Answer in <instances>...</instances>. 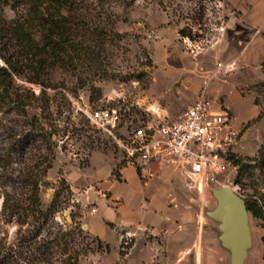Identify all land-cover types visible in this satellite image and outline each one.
Segmentation results:
<instances>
[{"label":"rangeland","instance_id":"1","mask_svg":"<svg viewBox=\"0 0 264 264\" xmlns=\"http://www.w3.org/2000/svg\"><path fill=\"white\" fill-rule=\"evenodd\" d=\"M221 1L115 0L110 10L101 13L102 20L73 21L76 40L93 50L89 59H75L74 73L69 65L53 68L45 95L26 109V116L0 111V260L26 246L33 249L49 241L50 232L60 229L74 241L65 254L52 257V264H61L69 253L82 248L85 251L78 256L79 264H109L116 257L118 237L104 226L105 222L116 218L123 221L127 216L144 225L151 222L153 213L163 218L184 210L197 214L200 225L212 234L220 253L215 264H230L229 253L217 239L218 223L206 215L216 204L211 190L221 186L201 193L187 192L179 173L168 167H153L146 176L136 172L134 179L126 173L123 178L120 170L127 165L117 147L93 130L85 116L88 107L116 109L124 120L141 116L143 110L170 118L182 113L195 100L203 78L217 63L225 62L221 56L228 53L229 36L224 23L230 9ZM3 2L0 0V5ZM81 4L93 5V0H81ZM16 12L23 15L24 9L3 7L8 20L16 18ZM231 46L238 54L236 70L211 79L209 108L226 107L233 117L230 126L236 134L231 146L235 169L227 172L224 184L244 201L262 206L264 122L255 121L260 107L253 100L258 96L264 106V95L254 89L264 81V43L256 39L241 54V45ZM14 85L32 90L35 96L43 89L16 77ZM47 162L51 168L43 173ZM29 173L39 184L42 209L50 204L62 182L67 186L61 191L56 212L48 216L42 228L44 218L37 221L30 217L20 225L16 219L9 221L1 208L3 192L23 200L14 188L27 180ZM114 197L120 199L113 201ZM171 198L175 201L170 202ZM85 214L87 223L104 231L108 254H104L103 243L101 250L96 249L94 237L85 226ZM263 224V220L249 214L251 245L245 264H264ZM79 226L82 235L77 233ZM152 253L148 249L143 253L146 264L160 262L155 258L158 254ZM163 262L173 264L174 256L168 255ZM18 264L28 263L19 259Z\"/></svg>","mask_w":264,"mask_h":264},{"label":"trees","instance_id":"2","mask_svg":"<svg viewBox=\"0 0 264 264\" xmlns=\"http://www.w3.org/2000/svg\"><path fill=\"white\" fill-rule=\"evenodd\" d=\"M3 1L0 5V111L6 109L5 113L13 112L26 116V109L45 95L44 88L48 87L47 80L53 68L69 65L74 73L75 59L82 58L80 61L83 62L89 59L93 52L90 46L76 40L71 27L73 21L102 20L101 13L110 10L111 3L115 0H93V5L89 6H82L81 0H12V4L11 0ZM4 6H10L12 10L21 7L24 14L16 12V18L8 20L3 15ZM97 9L102 11L96 13ZM110 13L112 12L108 14ZM86 26L88 27V24ZM96 30L97 28L94 29ZM180 33L185 36L184 30ZM261 68L264 70V60L261 62ZM15 77L33 85H40L43 89L35 96L32 90L16 87ZM254 89L258 95H264V81L257 83ZM253 104L260 107L255 121L264 122V106L258 96L254 98ZM22 141L25 142V138H22ZM262 154L264 156V148ZM49 168L51 163L47 162L42 172L45 173ZM28 175L27 180L19 182L18 187L14 188L19 190L23 200L14 198L9 192H3L2 212L9 221L16 219L20 225L26 223L30 217L37 221L44 218L42 228L47 224L48 216L56 212L61 191L63 188L67 189V186L62 182L50 204L42 209L38 198L39 184L37 180L32 179V173ZM245 203L249 214L264 221V202L262 206H258L257 202ZM71 216L74 219V215ZM76 229L78 235H82L80 226ZM50 235L52 236L49 241L38 246L35 244L33 249L26 246L25 250L3 256L0 264H18L19 259L28 264H52V257L56 253L65 254L70 249L69 243L73 244L74 240L68 232L60 229L55 233L50 232ZM262 240L264 242V236ZM92 242L96 243V249H102V241L99 238L94 237ZM87 249L90 250L86 247ZM103 249L106 253L109 252L108 245H104ZM84 251L83 248L73 250V254L69 253L66 259L61 260V264H79L78 256L84 254Z\"/></svg>","mask_w":264,"mask_h":264},{"label":"built area","instance_id":"3","mask_svg":"<svg viewBox=\"0 0 264 264\" xmlns=\"http://www.w3.org/2000/svg\"><path fill=\"white\" fill-rule=\"evenodd\" d=\"M235 70V61L217 63L203 78L193 103L174 118L143 110L141 116L124 120L118 110L100 107H88L85 116L91 128L111 139L125 164L140 175H150L153 167H168L179 173L187 192L226 186L225 175L235 169L233 117L226 107L209 108L208 85L215 76L226 77Z\"/></svg>","mask_w":264,"mask_h":264},{"label":"crops","instance_id":"4","mask_svg":"<svg viewBox=\"0 0 264 264\" xmlns=\"http://www.w3.org/2000/svg\"><path fill=\"white\" fill-rule=\"evenodd\" d=\"M221 2L230 9L227 10L230 13L224 23V31L229 36L228 42L226 41L228 53L226 55L222 54L221 57L225 59V62L235 61L238 54H235L231 46L232 43L242 46L240 54L256 39L264 43V0H222ZM243 42L244 45H242ZM160 116L170 118L166 114ZM120 173L123 178L126 173H128L127 176L133 179L136 177V171L130 166L123 167ZM119 199L114 197L112 200L116 201ZM172 200L175 201L171 198L170 202ZM121 206L122 204H120L119 208ZM191 213L190 211L182 210L176 216L169 215L163 218L153 213L151 222L144 225H141L140 221L133 222L127 216L124 217V220L122 219L123 221L116 218L105 222L104 226L113 230L118 237L116 257L109 264H146L143 253L147 249L149 251L153 250V255L155 252L158 254L155 258H160V262L157 264L164 263L163 261L168 255L174 256L173 264H215L216 257L220 253L215 241H213L212 234L205 231V228L200 225L197 214ZM118 215L120 216V214ZM85 217L86 214L83 219L87 231L109 247L104 231L98 230L93 223H87ZM133 226L137 227L134 228ZM123 233H126V235L124 236ZM124 237H129L130 240L124 242ZM138 243H140L139 248ZM152 258L153 260L155 259L154 257Z\"/></svg>","mask_w":264,"mask_h":264},{"label":"water","instance_id":"5","mask_svg":"<svg viewBox=\"0 0 264 264\" xmlns=\"http://www.w3.org/2000/svg\"><path fill=\"white\" fill-rule=\"evenodd\" d=\"M216 204L206 215L217 222V239L229 253L230 264H245L247 250L251 245L249 213L246 203L231 187L212 189Z\"/></svg>","mask_w":264,"mask_h":264}]
</instances>
